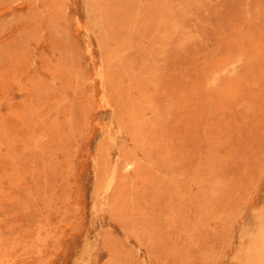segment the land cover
Segmentation results:
<instances>
[{"label": "rangeland", "instance_id": "1", "mask_svg": "<svg viewBox=\"0 0 264 264\" xmlns=\"http://www.w3.org/2000/svg\"><path fill=\"white\" fill-rule=\"evenodd\" d=\"M0 264H264V0H0Z\"/></svg>", "mask_w": 264, "mask_h": 264}]
</instances>
